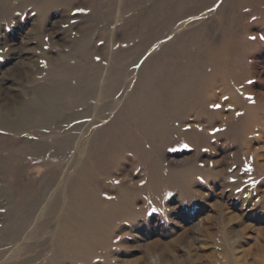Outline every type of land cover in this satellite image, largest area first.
<instances>
[{"label": "rangeland", "instance_id": "1", "mask_svg": "<svg viewBox=\"0 0 264 264\" xmlns=\"http://www.w3.org/2000/svg\"><path fill=\"white\" fill-rule=\"evenodd\" d=\"M87 1L0 0V103L41 85L58 63L71 77L99 75L102 84L112 78L109 98L92 102L104 123L87 135V152L68 176L109 212V248L93 263L264 264V0H207L209 8L185 21L175 19L182 13L160 11L162 2L174 8L179 0H124V14L118 0H109V22L102 4L87 11ZM73 124H62L61 133ZM9 135L0 130V138ZM47 162L26 164L22 182L32 186L31 202L51 171ZM12 179L0 176V230L14 220ZM48 200L29 229L31 240L15 247L0 231V254L8 252L0 264L52 260L49 238L35 236ZM23 244L27 250L16 252ZM70 256L57 251L60 262Z\"/></svg>", "mask_w": 264, "mask_h": 264}, {"label": "bare ground", "instance_id": "2", "mask_svg": "<svg viewBox=\"0 0 264 264\" xmlns=\"http://www.w3.org/2000/svg\"><path fill=\"white\" fill-rule=\"evenodd\" d=\"M47 1L48 0H34V3L37 6H41L42 2L47 3ZM52 1H53V3L60 2V0H52ZM62 1L67 3V2H70L71 0H62ZM99 1L100 0H98V1L97 0H88L86 2L87 11L88 10L92 11L93 9H96L97 11L104 9V12L106 14L105 15L106 20L109 22V0H101V1H103L102 3L101 2L99 3ZM118 1H119V4L120 3L121 4L118 5L117 10L121 14H124L125 11H127L126 10L127 6L125 7V4H124L125 1L124 0H118ZM163 1H165V0H163ZM195 1L193 2V0H179L177 2V4L175 3L176 5L174 4V8H168V7L163 6V4L165 5L169 1L164 2V3L162 2V5L160 4L161 5L160 11L162 12L161 14H163V12L165 13V11H169V10L172 13H174V15H175V13H178V15H179V13H182L183 16L177 17L178 16L177 15L176 16L177 18H175V19L179 20L181 18L184 20L185 18H187L189 16L197 15L196 13L200 14V12H203L204 9L209 8L208 4L210 3V1H207V0H201L203 2H200V1L195 2ZM216 1H218V0H216ZM216 1H215V3H216ZM129 2H131V1H129ZM171 2H172V0L170 1V3ZM191 3L192 4L195 3L194 6L193 5L192 6L194 8H196V7L197 8L194 10H190L191 9L190 8L189 9L190 11L184 8V7L189 6V4H191ZM213 3L214 2H212V5H213ZM99 4L103 5V6H101V7H103V9L102 8L99 9ZM137 5H138V3H137ZM137 5L136 6L134 5V6L138 7ZM152 7L153 8L150 7V9H151L150 11H153L155 8L154 5ZM189 7H191V6H189ZM134 8H133V10H134ZM113 10H114V8H113ZM91 11H89V12H91ZM156 11H158V10H156ZM112 13H114V12L112 11ZM110 14H111V12H110ZM149 14H151V13H149ZM149 14H147V15L150 17H151V15H153V14H151V15H149ZM100 15H102V14H100ZM133 15L135 16V14H133ZM168 15L170 17V14H168ZM105 16H104V14L102 16V17H104V20H105ZM172 16H173V14H172ZM124 17H126V16H124ZM127 17H128V14H127ZM114 18H117V17H114ZM131 18H132V20L135 19L133 17H131ZM131 18H130V20H131ZM136 19H138V17ZM166 19L170 21V19H168V17ZM96 20H98L97 17H96ZM117 20H119V19L117 18ZM152 20H153V18H152ZM133 21H135V20H133ZM143 21L144 20H142V23H143ZM154 22H152V24ZM144 23H145V21H144ZM146 23H147V20H146ZM163 23H165V22H163ZM124 24H126V22ZM132 24H130V25L127 24V26L125 25L124 27H122V26H120V27H122V28L127 27L126 30L129 31L130 28L132 29L133 25L135 26V24L136 25L138 24L137 20L133 25ZM152 24H151V27H152ZM168 24H167V26H168ZM157 25H163V27H164V24H158L157 23ZM165 25H166V23H165ZM105 26H107V25H105ZM109 26H111V25H109ZM141 27H142V25H141ZM145 27H143V28H145ZM157 27H161V26H157ZM104 28H106V27H104ZM194 28H196V27H194ZM180 29H181V27H180ZM108 30H107V32H108ZM122 30L124 32V29H122ZM150 30H152V29L150 28ZM158 30H159V28H158ZM162 30H163V28H162ZM147 31L148 30L146 29L145 32H147ZM141 32H143V31H141ZM150 32L148 31V33H150ZM152 32H153V30H152ZM134 33H135V31H134ZM169 34H171V33H169ZM153 36H155V35H153ZM124 37L126 38V36H124ZM148 37H150V34L148 35ZM150 38H148V40ZM184 40H185V38H184ZM139 41H142V40H139ZM137 43H138V41H137ZM145 43L147 44L146 41L144 42V44ZM134 46H132V48ZM143 46H145V45H143ZM139 47H141V46H139ZM135 48H137V47H135ZM140 49H143V48H139V50ZM144 49H146V48H144ZM128 50L130 52V49H128ZM133 51H134V49H133ZM139 52H137V54ZM151 53H153V52H151ZM128 54H130V53H128ZM131 54H132V52H131ZM142 54L139 56H142ZM144 54H145V52H144ZM133 56H135V55H133ZM147 57L148 56H146L145 58H147ZM116 58H117V56H116ZM142 60L147 61V59H142ZM184 60H185V58H184ZM117 62L115 61L116 64H117ZM155 64H156V62H155ZM132 66H133V64H132ZM156 67H157V64L153 69L156 70L155 69ZM157 71H158V67H157ZM98 72H100V71H98ZM115 72H117V71H115ZM119 72L121 73V71H119ZM141 72H144V71H141ZM59 73L62 76H57V74H59ZM93 73L94 72H90V74H93ZM150 73H152V72L150 71ZM155 73H156V71H155ZM157 73H156V75H157ZM49 74H50V76L46 77L45 81L43 83H41V85H39L38 87L33 88L31 90H26V91H24V93H21V96L19 95L18 97L6 95L7 97L4 100V102L0 103V130L6 131L7 133L10 134L9 136H5V137L0 138V176H2L3 180L6 178H9V177L13 178L12 180H14V182H13L14 185H12L11 188L9 187V189L11 190L12 193L14 192L13 194L16 197L15 200H12L9 203V205L11 207V210L9 212L10 213L9 216L14 215V220L12 219V221H10V223H8V227L6 229L3 230L1 228L0 231L2 233L1 232L0 233L3 234L2 238H3L4 242H8V244H12L15 247L17 245H19V243H22L26 239L31 240L34 236L30 235L29 229L33 225V223L35 222V219L38 215V212L41 210V208L44 206L45 202L49 198V200L47 202V205H49L47 213L48 212L49 213H48V215L46 214L45 218L41 221L42 223L41 222L36 223V228H35V230H36L35 236H41L40 234H42L41 237L47 236V238H49L48 245L53 249L52 250L53 251L52 260L47 261L46 264H66L63 261H61V262L58 261V257H57V251L58 250H62V251L70 253L71 256L69 258L70 259L69 263H72L74 261L75 263H81V264H100V263H93V261L96 260V258L98 256V251L103 250V249L106 250L107 248H109V246H108L109 242L107 239L108 230H109V221H108L109 220V212L107 210H105V211L98 210L97 207L95 205H93L91 195H90V190H88L89 187L84 186V183L82 184V182H81V187L79 188L77 183H74V182L71 183L70 181H68V176H69L70 171L73 170L72 167L74 165H76L75 164V163H77L76 161L80 160V157H82L84 152H87L86 149L84 147H82V145H84V143H86V141L89 139L88 138L89 135L93 136L92 134L94 132L95 125L104 123V122L103 123L100 122V119L97 117L98 111L92 102H93V100H96L97 98L98 99L101 98V99H103V101L107 100V98H109V85H108L107 81H109L108 79H110L111 77L104 80L105 84H102L103 82H100L101 79H100V77H98L99 75L98 76L92 75V76L88 77L86 74L80 72V73H78V75L76 77H71L67 73L66 69L61 67L59 65V63L57 65L53 66V69ZM112 75L113 74H111L110 76H112ZM146 76H147V74H146ZM142 78L144 79V77H142ZM147 78L146 79L149 80V77H147ZM111 80H112V78H111ZM137 82L138 81L136 80V83ZM140 82H142V81H140ZM144 83L146 84L147 81H144ZM138 84L139 83H137L136 85H138ZM116 86H117V84H116ZM141 86H142V84H141ZM134 87H135V84H134ZM140 90L142 91L143 89H140ZM139 91H137V92H139ZM140 92H139V94H141ZM183 93H185V92H183ZM1 95H3L2 91H0V96ZM108 109H109V105L108 106L106 105V107L104 108V111H107ZM99 111H100V109H99ZM101 113H102V111H101ZM104 117H106V116H104ZM103 119L105 120V118H103ZM103 119H101V120H103ZM109 121H110V119H109ZM74 122H77V124L74 125L73 124ZM116 122L114 121V123H116ZM71 123L74 126L71 127V129H69L68 132L61 133L60 130L62 129V127H61V126H63L62 124H71ZM110 126H113V125L110 124ZM103 128H104V125H103ZM106 130H107V127H106ZM102 131L106 133L105 129L104 130L102 129ZM25 132H28L29 134L25 137H22V135L25 134ZM90 132H91V134H90ZM96 132L97 131H95L94 133H96ZM103 132H98V135L100 133H103ZM30 136H32L34 138L37 137L38 140L34 141L33 140L34 138L33 139L30 138ZM100 136H102V134ZM97 137L99 138V136H97ZM102 138L103 137H101V139ZM93 142H97V141H93ZM93 142H91V143H93ZM91 143H90V145H91ZM91 146H92V150H94L93 145H91ZM29 159H31L33 161L34 160L48 161L47 163L51 167L50 173L44 178L43 182L41 183L42 189L40 192L42 193V197H39L40 192H38V196L33 197V198H36L38 200H35L32 202H31V197H30L31 194H34L31 192V190H33L32 186L28 185V183L24 184L22 182V179H23L24 174H25V169L27 167L26 164H27ZM13 162H15V163L17 162L18 164H16V166H12L11 164ZM85 166L83 165V168ZM88 169H89V166H86L84 168L85 173L87 172ZM82 170L83 169H81V172H82ZM89 171H90V169H89ZM84 187H86L87 189ZM76 191H78L82 195L80 198H78V197L75 198L74 193ZM54 194H55V197H54ZM23 250H27V246L24 244L16 252L20 253ZM46 251H48V250L47 249L43 250V253H46ZM7 253H8L7 251L2 252L0 254V259L4 258L7 255ZM33 255H34V253H33ZM21 261H23V260H21ZM10 262H11V260L9 261L8 264L12 263V262L11 263Z\"/></svg>", "mask_w": 264, "mask_h": 264}]
</instances>
